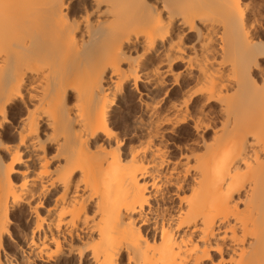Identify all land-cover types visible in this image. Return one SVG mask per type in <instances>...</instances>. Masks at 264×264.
<instances>
[{"label":"bare ground","instance_id":"bare-ground-1","mask_svg":"<svg viewBox=\"0 0 264 264\" xmlns=\"http://www.w3.org/2000/svg\"><path fill=\"white\" fill-rule=\"evenodd\" d=\"M261 16L0 0V264H264Z\"/></svg>","mask_w":264,"mask_h":264},{"label":"rangeland","instance_id":"rangeland-1","mask_svg":"<svg viewBox=\"0 0 264 264\" xmlns=\"http://www.w3.org/2000/svg\"><path fill=\"white\" fill-rule=\"evenodd\" d=\"M247 2H250L252 5H254V6H256V8L258 9V11H260V14L262 15L261 16V18H262V22H263V24H264V0H246ZM262 36H263V40H264V34H262ZM124 114V113H123ZM123 114L121 115V120H123L122 122H121V120H120V124H119V127L121 126V128H119V130L121 129L124 133L126 132V129H127V132L126 133H128V129L129 128H126V127H129L130 125H131V120H132V114L133 113H131L130 115L128 114V113H126V114H124V117H123ZM128 114V115H127ZM126 117V118H125ZM129 117V118H128ZM128 118V119H127ZM130 120V121H129ZM128 122V123H127ZM122 123V124H121ZM129 125V123H130V125L128 126L127 124ZM127 125V126H126ZM126 126V127H125ZM124 128H126V129H124ZM120 130V131H121ZM125 130V131H124ZM179 130H180V134H179V137H177L176 138V143L178 144L179 142H183V140L188 136V135H190L189 133V128L186 126V125H183V126H181L180 128H179ZM121 131V132H122ZM135 142H137V140H134V144H135ZM137 144V143H136ZM168 144H169V146L171 147V151H172V153L174 154V155H177V150H175L174 149V146H173V141H169L168 142ZM176 153V154H175ZM172 154V155H173ZM26 227V226H25ZM23 228V229H21V228H19L18 229V232H20V234H25L27 231H28V227H27V229L26 228ZM17 228V227H16ZM21 229V230H20ZM25 229L27 230V231H25ZM20 230V231H19ZM24 232H23V231Z\"/></svg>","mask_w":264,"mask_h":264}]
</instances>
